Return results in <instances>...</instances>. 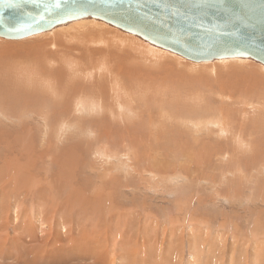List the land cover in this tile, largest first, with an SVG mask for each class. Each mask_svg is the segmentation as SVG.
I'll return each mask as SVG.
<instances>
[{"label":"rangeland","instance_id":"rangeland-1","mask_svg":"<svg viewBox=\"0 0 264 264\" xmlns=\"http://www.w3.org/2000/svg\"><path fill=\"white\" fill-rule=\"evenodd\" d=\"M97 19L0 37V264H264L262 65Z\"/></svg>","mask_w":264,"mask_h":264},{"label":"water","instance_id":"water-1","mask_svg":"<svg viewBox=\"0 0 264 264\" xmlns=\"http://www.w3.org/2000/svg\"><path fill=\"white\" fill-rule=\"evenodd\" d=\"M82 16L196 61L264 64V0H0V36L20 39Z\"/></svg>","mask_w":264,"mask_h":264},{"label":"bare ground","instance_id":"bare-ground-1","mask_svg":"<svg viewBox=\"0 0 264 264\" xmlns=\"http://www.w3.org/2000/svg\"><path fill=\"white\" fill-rule=\"evenodd\" d=\"M86 17H89V19L91 18L92 20L97 19V18H93V17H91V16H82V17H80V18L73 19V20H69V21H66V22H64V23L58 24V25H56V26H59V25H62V24H66V23H68V22H72V21H75V20H78V19H81V18H86ZM99 20H101V19H97L96 21H99ZM96 21H94V22H96ZM102 21H103V22H106V21H104V20H102ZM91 22H92V21H91ZM107 23H109V22H107ZM109 24L112 25V26H115V25H113V24H111V23H109ZM104 25H105V24H104ZM56 26H54V27H56ZM54 27H53V28H54ZM115 27H117V26H115ZM80 28H81V26L79 27V30L82 29V28H81V29H80ZM117 28H119V27H117ZM51 29H52V28H51ZM120 29H121V28H120ZM79 30H78V31H79ZM121 30H123V29H121ZM47 31H48V30L43 31L44 34H45V32H47ZM96 31H97V30L92 31V32H89V34H95ZM124 31H125V30H124ZM43 32L36 33V35H37V34H40V33L42 34ZM83 32L85 33V31H83ZM126 32H127V31H126ZM79 33H80V32H79ZM84 33H83V34H84ZM86 33H87V32H86ZM86 33H85V35H86ZM128 33H131V32H128ZM131 34H133V33H131ZM33 35H35V34H33ZM127 35H128V34H127ZM134 35H135V34H134ZM30 36H32V35H30ZM0 37H1V36H0ZM27 37H29V36H27ZM89 37H90V36H89ZM133 37H134V36H133ZM2 38H3V37H2ZM80 38L82 39V36H81ZM80 38H79V39H80ZM83 38H84V37H83ZM5 39H6V38H5ZM118 39H119V38H118ZM142 39H143V38H142ZM82 40H83V39H82ZM144 40H145V39H144ZM145 41H148V40H145ZM83 42H84V41H83ZM148 42H149V41H148ZM149 43L152 44V45H154V46H157V45H155V44H153V43H151V42H149ZM145 45H146V43H145ZM146 47H147V45H146ZM149 47H150V46H149ZM149 47H148V48H149ZM157 47H159V46H157ZM157 47H156V48H157ZM151 48H152V46H151ZM152 49L154 50V48H152ZM152 49H151V50H152ZM161 49L164 50L163 48H160V49H158V50H161ZM156 50H157V49H156ZM165 51H166V50H165ZM147 52H148V50H147ZM150 52H151V51H150ZM151 53H152V55H153V52H151ZM155 53H156V52H155ZM157 53H158V52H157ZM159 53H160V52H159ZM161 53H162V52H161ZM173 53H174V52H173ZM147 54H148V53H147ZM175 54H177V53H175ZM149 55H151V54H149ZM154 55H155V54H154ZM177 55H179V54H177ZM179 56H181V55H179ZM162 57H163V56H162ZM232 58H248V59H252V58H249V57H226V58H217V59H224V60H225V59H232ZM156 59H157V57H156ZM217 59H213V60H217ZM213 60H211V61H213ZM252 60H253V59H252ZM189 61H192V60H189ZM254 61H255V60H254ZM194 62H196V61H194ZM203 62H208V61H203ZM224 62H225V61H224ZM256 62H258V61H256ZM258 63H260V62H258ZM260 64H261L262 67L264 68V64H262V63H260ZM24 69H25V68H24ZM25 71H26V70H25ZM25 75H26V74H25ZM26 78H27V77H26ZM47 80H48V79H47ZM113 80H114V79H113ZM29 81H30V80H29ZM41 81L43 82V80H41ZM34 82H35V81H34ZM52 82H53V81H52ZM48 83H49V82H48ZM119 83H120V82H119ZM46 85H47V84H46ZM49 85H50V84H49ZM49 85H48V86H49ZM43 87H44V85H43ZM45 87H46V86H45ZM52 87H53V86H52ZM124 93H125V92H124ZM98 95H99V94H98ZM95 96H96V95H95ZM100 98H101V97H100ZM96 99H97V98H96ZM85 100H86V99H85ZM83 101H84V100H83ZM93 101H95V100L93 99ZM93 101H92V102H93ZM90 102H91V101H90ZM79 103H80V102H78V104H79ZM81 103H82V102H81ZM93 103H95V102H93ZM86 104H87V103H86ZM90 104H92V103H90ZM90 104H89V105H90ZM96 104H98V103H96ZM84 105H85V104H84ZM76 106H77V105H76ZM85 106H86V105H85ZM93 106H95V105L93 104ZM98 106H99V105H98ZM80 107H81V106H79L78 109H80ZM88 108H89V107H88ZM99 108H100V107H99ZM102 108H103V107H102ZM74 109H75V108H74ZM83 109H84V108H83ZM93 109H94V108H93ZM93 109H92V110H93ZM104 109H105V108H104ZM76 110H77V109H76ZM88 110H89V109H88ZM96 110H97V109H96ZM105 110H107V109H105ZM109 110H110V109H109ZM79 111H80V110H79ZM180 111H181V110H180ZM110 113H111V112H110ZM219 113L221 114V111H220ZM183 115H184V114H183ZM49 231H50V230H49ZM41 232H42V231H41ZM255 233H256V232H255ZM55 235H56V234H55ZM45 237H46V236H45ZM47 242H48V241H46V243H47ZM44 243H45V242H44ZM45 245H46V244H45ZM39 249H40V248H39ZM39 249H38V250H39ZM42 250H43V249H42ZM40 251H41V250H39V253L42 252V251H41V252H40ZM42 253H43V252H42ZM41 255H42V254H41ZM41 255H40V256H41ZM43 255H44V254H43ZM43 255H42V256H43ZM42 256H41V257H42ZM206 256H207V255H206ZM41 257H40V258H41ZM192 257H193V256H191V259H192ZM43 259H44V258H43ZM35 260H36V258H35ZM47 261H48V260H47ZM49 261H50V260H49ZM52 261H53V260H52ZM199 261H200V260H198V262H199ZM194 262H195V261H194Z\"/></svg>","mask_w":264,"mask_h":264}]
</instances>
